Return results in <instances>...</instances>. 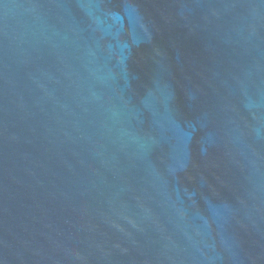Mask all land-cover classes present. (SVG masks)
I'll return each mask as SVG.
<instances>
[{"label": "water", "instance_id": "95a60500", "mask_svg": "<svg viewBox=\"0 0 264 264\" xmlns=\"http://www.w3.org/2000/svg\"><path fill=\"white\" fill-rule=\"evenodd\" d=\"M0 264H264V0H0Z\"/></svg>", "mask_w": 264, "mask_h": 264}]
</instances>
